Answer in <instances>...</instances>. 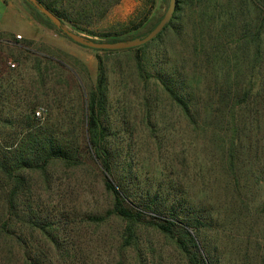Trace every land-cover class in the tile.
I'll return each mask as SVG.
<instances>
[{
	"label": "trees",
	"instance_id": "1",
	"mask_svg": "<svg viewBox=\"0 0 264 264\" xmlns=\"http://www.w3.org/2000/svg\"><path fill=\"white\" fill-rule=\"evenodd\" d=\"M25 1L40 20L53 24L32 3ZM37 1L62 22L92 32L88 26L103 19L120 0ZM186 7H190L194 15L187 16ZM162 16L151 17L148 21L147 18L139 22L131 20L121 31H104L102 35L112 36L105 41L140 36L154 27ZM186 17L193 25L187 41L191 50L189 63L183 59L182 65L180 59H170L174 62L171 68L159 66L152 72V63L142 49L160 40L167 31L179 36ZM143 22L137 33L122 35L139 28ZM6 42L19 50L16 60L17 66L21 65L18 73L16 69H9L6 74L13 83L14 76L22 74L20 81H23L30 75L27 79L30 86L15 84L14 87L15 95H20L23 104L19 111L21 118L16 122L20 135L0 142V186L4 189L0 245L5 246H0V264L9 263L13 255L9 244L15 241L24 248V264H57V258L66 260L70 256L66 247L61 249V242L57 241L55 220L41 213L34 198L40 189L49 188L50 169L56 165L74 171L87 170L100 185L106 207L102 212H85L81 220L96 224L113 221L119 226L114 235L116 251L107 264H126L129 252H133L130 260L133 264H153L152 242L145 239L142 245V233L149 231L168 241L184 264H264V199L256 202L252 197V201L248 195L251 185H241L237 172L242 162L241 154L249 152L254 184L261 189L264 187V143L261 144L260 136H256L264 126V0H176L171 19L153 39L121 50H136L134 60L138 76L145 82L154 79L157 92L154 99H158L162 91L190 131L202 137V143L196 138L190 146L196 149L207 145L209 156L205 158H209L211 165L216 155L208 144L216 142L222 166L236 191H232L235 201L226 199L229 198L226 195L224 200L216 197V200L196 201L185 191L182 193L186 196L175 195L169 200L160 196V185L144 192L137 191L127 180L131 164L120 165L117 149L108 143L111 103L102 58L97 55L96 82L85 94L76 68L54 48L43 50L33 47L31 40L16 37ZM25 60H31L33 65L31 71L25 69L23 75ZM222 61L231 62V67L221 64L220 76L208 74V69L214 72L216 68L212 66ZM72 90L82 97L81 118L72 119L71 124H57L36 115V107L42 99L50 107ZM150 98L147 93L143 96L144 119L151 114L150 105L154 99ZM4 123L13 122L4 120ZM68 128L77 133L69 134ZM249 130L256 131L251 144L246 134ZM210 171L214 172L212 167ZM210 175L213 179L208 177L206 183L216 185V174ZM129 178L134 179L133 176ZM244 188L247 189L245 193ZM224 189L229 191L228 185ZM23 228L27 229V237L21 233Z\"/></svg>",
	"mask_w": 264,
	"mask_h": 264
},
{
	"label": "rangeland",
	"instance_id": "2",
	"mask_svg": "<svg viewBox=\"0 0 264 264\" xmlns=\"http://www.w3.org/2000/svg\"><path fill=\"white\" fill-rule=\"evenodd\" d=\"M168 1L120 0L110 8L103 19L88 26L92 32L76 29L68 23L65 24L79 34L105 41L112 36H104L102 32L121 31L131 20L139 22L145 18L148 21L151 17H159L165 12ZM186 10L187 16L194 15L190 7H186ZM251 10L252 6L246 13L249 14ZM35 21L38 22L36 19ZM39 22L43 24V22ZM145 22L139 28L129 30L122 35L137 33ZM184 24V30L179 36L167 31L160 40L153 41L144 47V50L142 49L153 64H150L152 72H155L159 66H163L165 69L171 68L174 63L171 61L173 59H180L179 64L182 65L183 59L189 63L191 50L187 41L190 39L193 25L190 20H187V17ZM44 25L45 31L40 34V37L31 39L33 47L43 50L54 48L57 50V54L65 56L64 59L78 71V77L81 79L80 83L85 94L94 87L96 82L97 55L102 58L108 75V94L111 103L107 122L108 143L110 147L117 149L120 165L127 167L128 163L131 164L132 170L127 173L130 186L135 187L137 191L144 192L147 188L155 189L160 185V196L169 200L176 197L175 195L186 196L182 193L185 191L188 193V197L196 201L199 199L207 201L216 197L224 200L226 196L229 197L226 199L235 201L233 200L235 196L232 193L236 191L232 179L226 175L224 165L222 166L224 163L221 161V151L217 148L216 142L208 144L216 155L214 161H211L213 162L211 165L209 158H205V156H209L205 149L207 145L205 148L198 147L196 149L190 146L191 141L196 142V138L198 142L202 143V137H196L195 133L190 131L189 126L181 117H178L176 110L161 93L162 91H159L158 99H154L157 95L154 79L145 82L138 76L134 60L135 49L128 51L119 49L120 51L117 52L96 50L74 42L54 24L45 22ZM16 39L27 40L24 37H16ZM139 52L141 53V51ZM17 53H19L18 49L4 39H0V142L11 141L20 135V126L17 128L16 122H19L21 118L19 111L23 109V104L19 99L20 95H15L14 87L15 84H24L27 88L30 86L27 81L30 75H27L23 81H20L22 74L14 76L15 82L13 83L10 81L9 74H6L9 69H16L17 73L20 71L18 67L21 65L17 66ZM230 55L232 56V53ZM221 64L223 67H231V62L222 61L217 66H212V68H216L215 71L213 70L214 72L208 69V74L217 75L218 73L220 76L222 73L219 70ZM24 65L23 75H25V69L28 72L31 71L30 67L33 63L31 60H25ZM233 69L235 71V67ZM146 93L151 95L150 99H154L150 105L151 114L148 119H144L143 96ZM43 100L36 107V115L41 116L46 122L71 124L72 119L81 118L83 102L81 95L76 90L75 92L72 90L68 96L60 97L57 103L50 107L46 106ZM4 120H12L13 123L5 125ZM67 132L72 135L77 133L70 128L67 129ZM255 132V130H249L246 133L250 144L255 139ZM263 134L264 126L260 133H256L257 137L260 136L261 144L264 143L261 138ZM219 142L221 141L219 140ZM241 160L237 169L241 185H246L244 187L251 185L248 190L249 198L253 201L252 197H254L256 202H259L264 199V187L261 189L260 186L254 184L249 152H243ZM210 167L214 172L211 173ZM50 170L52 175L49 188H45V191L40 189L34 198L39 203L41 213L49 216L48 219L55 220L57 241L61 242V249L66 247L70 252V256L66 257V260L57 258V264H107L116 251L117 241L114 235L119 226L113 221L96 224L85 223L84 220H81L85 212H102L106 207L107 202L100 194L101 187L95 183L94 175L87 170L74 171L73 169H64L60 165H56ZM210 174H216L217 180H214L216 185L206 183L208 177L213 179ZM132 176L134 179L129 178ZM37 185L40 186L39 183ZM227 185L229 191L224 189ZM246 190L244 188L242 191L245 193ZM3 197L4 189L0 186V210L3 206ZM21 231L22 235L27 237V229L23 228ZM142 237V245L145 244V239L152 242L155 254L153 264H184L178 251L162 236L149 231L143 232ZM9 245L13 255L9 258L8 264H24L23 246L16 241ZM0 246L5 248L3 244ZM129 253L131 255L127 256L126 264H133L131 262L133 252Z\"/></svg>",
	"mask_w": 264,
	"mask_h": 264
},
{
	"label": "water",
	"instance_id": "3",
	"mask_svg": "<svg viewBox=\"0 0 264 264\" xmlns=\"http://www.w3.org/2000/svg\"><path fill=\"white\" fill-rule=\"evenodd\" d=\"M32 3L37 9L40 10L46 17H48L51 22L55 25V27L59 28L62 32H64L71 40L81 45L93 48V49H127L142 45L151 39H153L169 22L171 19L176 0H169L168 6L163 13V16L156 23L154 27L148 30L145 34L140 36H135L127 39H120L116 41H100L89 38L85 35L79 34L73 30H71L61 19L56 16L53 12H51L47 7L40 4L37 0H27Z\"/></svg>",
	"mask_w": 264,
	"mask_h": 264
},
{
	"label": "crops",
	"instance_id": "4",
	"mask_svg": "<svg viewBox=\"0 0 264 264\" xmlns=\"http://www.w3.org/2000/svg\"><path fill=\"white\" fill-rule=\"evenodd\" d=\"M45 22L25 0H0V39L7 41L17 34L27 40L38 39L45 31Z\"/></svg>",
	"mask_w": 264,
	"mask_h": 264
},
{
	"label": "built area",
	"instance_id": "5",
	"mask_svg": "<svg viewBox=\"0 0 264 264\" xmlns=\"http://www.w3.org/2000/svg\"><path fill=\"white\" fill-rule=\"evenodd\" d=\"M16 37H17V38H20V35H19V34H17V35H16ZM11 65H12V66H14V64H11Z\"/></svg>",
	"mask_w": 264,
	"mask_h": 264
}]
</instances>
